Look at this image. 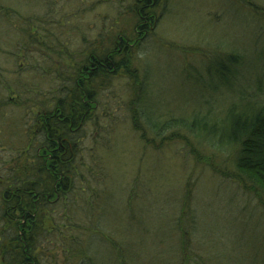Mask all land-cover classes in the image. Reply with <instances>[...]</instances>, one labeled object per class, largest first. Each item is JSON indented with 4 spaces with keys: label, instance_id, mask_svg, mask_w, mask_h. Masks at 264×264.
<instances>
[{
    "label": "rangeland",
    "instance_id": "374dc122",
    "mask_svg": "<svg viewBox=\"0 0 264 264\" xmlns=\"http://www.w3.org/2000/svg\"><path fill=\"white\" fill-rule=\"evenodd\" d=\"M254 1L156 0L150 19L138 34L136 27L141 22L132 7H124L122 17L112 9L111 3L102 0H0L1 6L10 8H7L10 14L0 9V87L13 88L17 99L22 97L24 85L39 83L34 78L35 73L28 74L29 67L36 66L37 72L41 73L43 69L53 71L51 76L44 75L49 83L42 86V94L29 93L32 99L35 98L30 103L32 107L0 104V172L7 169V175L0 179V217H4L2 210L10 207V204L5 207L7 201L13 199V194L9 196L7 191L10 193V186H18L14 178L34 175L40 169L38 159L29 153L28 144L34 139L37 143L33 146L36 147L44 138L43 133L35 130V119L45 109V101H40L42 95L50 96L54 92L50 83L52 77L57 84L65 80L63 75L66 74V81H69L70 67L78 62L65 59L50 65L42 57L48 54L40 47L42 45L32 46L36 51L33 59L24 56V52L21 53L22 23L31 25L28 28L32 34L41 32L40 37H36L39 42L51 43L49 36L57 34L61 47L80 54L93 48L96 40H100L96 39L98 32L117 16L118 30L128 34L117 40V46L127 52L113 59L115 62L111 60L117 67L110 72L115 73L113 77L108 76L103 84V77L96 79L93 99H100L101 115L95 121L84 118V125L76 137L87 136L82 139V146L86 145L87 149L81 154L89 166L97 156L93 150L94 142H99L96 140V123H111L110 136L106 135L111 146L98 150L102 161L91 163V166L109 170V178L100 193L103 204L94 210L95 214L106 217L103 222L106 227L116 222L117 213L125 217L124 221L116 223L114 236L124 256L131 259L129 252H134V264L136 259L143 264L149 257L155 264H259L264 260V194L255 190L258 189L256 186L250 188L238 171L231 169L233 148L223 152L207 143L218 144L210 137L202 133L201 137L195 130L196 134L178 126L165 131L163 146L146 147L133 119L138 115L135 111L148 110L159 121L180 117L222 121L226 108L234 101L230 98L236 96L240 88L246 90L252 84L253 57L257 49L264 47V24L254 16ZM257 1L258 11L264 14V1ZM41 17L45 19L44 23L34 22V18ZM2 19H8L10 27L3 25L7 21ZM12 32L16 33L13 44L14 38L10 40ZM128 36L135 39L133 45L124 44L125 40L129 41ZM229 52L242 56L240 69H247L251 76V81L242 84L239 74L236 75L231 89L227 82H220L216 75L207 71L215 54L227 56ZM32 60L37 61L36 64ZM62 66L67 70L61 69ZM140 92L141 105H137L136 97ZM1 100H4L2 95L0 103ZM94 105L98 108L100 104ZM112 118L118 119L116 126L110 122ZM139 124L148 128L143 117L139 118ZM74 127L77 128L76 124ZM152 134L150 130L148 135ZM46 173L42 172L43 180L49 179ZM77 184L80 185L79 180ZM166 193H169V199L163 214L161 208L165 206ZM187 193L193 194V200H188V208L184 209L193 207L198 224L184 231L178 228L181 232L177 239L172 230L163 231L159 227L165 221L168 225L173 220L178 224L183 195L187 198ZM129 196L134 202L133 212L140 220L136 225L128 221L131 212L124 210ZM8 221L6 217L4 222ZM10 229L11 226L0 228V238ZM11 241L0 243V258H5V247L13 245ZM196 241H199L197 246ZM94 253L98 254L96 250ZM94 255L92 258H97ZM103 257L98 259L104 261ZM35 258L41 260L37 255ZM61 260L59 256L49 264H62Z\"/></svg>",
    "mask_w": 264,
    "mask_h": 264
},
{
    "label": "trees",
    "instance_id": "16d2710c",
    "mask_svg": "<svg viewBox=\"0 0 264 264\" xmlns=\"http://www.w3.org/2000/svg\"><path fill=\"white\" fill-rule=\"evenodd\" d=\"M102 1L111 3L112 9L118 15L121 13L122 17L125 15L124 11H121L124 7H132L136 13L138 7H140L138 0ZM254 2L255 9L253 10L256 12L254 16L261 19L262 24H264V14L257 9L260 6L259 1L255 0ZM7 8L10 9L8 6L0 5V9L10 14ZM48 12H50V9ZM2 20L7 21L3 25L10 27L8 19ZM44 21L43 17L34 18V22L44 23ZM118 23L117 16L112 18L106 28H102L98 32L99 38L96 39L100 40H96L93 48L81 51L80 54H78V51L68 52L61 47L58 44V41L59 43L61 42L60 35L57 34L49 36L51 43L47 41H44V43L42 41L39 42L36 37H40L41 32L32 34L28 28L31 25L22 23L20 33L23 50L21 53L24 52V56L33 59L35 57L33 53L36 51L33 50L32 46L42 45L40 47L45 48L48 52L47 55H42V57L50 65H57V63L65 59H76L74 63L78 62L77 65L73 64L70 67L72 75L69 76V81H66V74L63 75L65 80H60L57 84L55 77H52L50 83L54 92L50 93V96L42 95L40 99L41 103L42 99L45 101V109L43 108L44 110L38 113L35 119L36 129H34L43 133L44 138L43 141L39 140V145L36 147L33 146V144L37 143L34 139L29 138L28 144L31 148L29 153L32 157L35 156L38 159L40 169L34 175L30 173L23 178L15 177L14 179H17L19 187L11 188L10 186V193L6 190L9 196L11 193L13 194L11 196L13 199H10L9 202L6 196L3 197L7 201L5 207H9L10 204V210H8L9 208L2 210L4 217H0V228L7 229V227L11 226V229L3 232L7 233L0 238V243L3 245L6 241L12 240L11 244L13 245L8 244L5 247V258H0V264H49V262L55 261L59 256L62 259V264H95L94 262L96 264H134V252H129L131 259L124 256L114 236L117 229L115 227L116 223H121L125 220V217L117 213L116 222L111 227H106L103 225V222H106V217L103 214L97 215L94 212L95 209L100 208L103 204V200L100 199V193L109 178V170L107 169L106 171L99 168V166H91V163L102 161V156H98V150L102 151L111 146L109 139H106V135L110 136L109 132L111 129L109 126L111 123L106 124L101 121L96 123V140L99 142H94L93 150L97 152V156L90 162L89 166L81 154L87 149L85 148L86 145L82 146V139L87 136L76 138L78 136L77 133H80L84 125V118H86V121H95V118L101 115L99 114L102 106L99 102L100 99L98 101L93 99L97 90L96 88L93 89L96 79L103 77V84L108 76L111 75L113 77L115 73L110 72L116 70L117 67L111 64V60L115 62L113 59L125 55L124 53L127 52V49H118L117 46V40L123 35H128L125 31L122 34V31L118 30ZM66 36L68 38V35ZM51 37L55 39L53 40ZM15 38L16 33L12 32L10 38V40L13 39L12 44ZM128 38L129 41L125 40L124 44L133 45L135 39L129 36ZM70 41L71 43L74 42V40ZM61 53L68 55L60 57L62 56L60 55ZM32 61L34 64L37 62ZM253 61L255 62L251 64L254 67L252 84L246 90L245 88H240L238 94L230 98L234 99V101L226 108V115L222 121L199 118L189 119L186 117L159 121L148 110L146 112L135 111L138 115L137 118H133L134 127L141 132L144 145L146 147L163 146L166 138V135H164L165 131L173 130L171 128L177 126L184 127L193 133L197 131L196 135L203 137L202 134H204L206 137L208 136L218 142V144H213L205 141L212 147H219L223 152L233 148L235 154L232 158L231 169L237 170L250 188L252 187L253 189L256 186L258 189H254L264 194V47L260 50L257 49V52L255 51ZM241 64L242 56L237 53L229 52L227 56L215 54L208 65L207 71L216 75L220 82H227V86L231 89L235 82L234 77L238 74L242 84L251 81L250 72L246 71L247 69L245 71L241 70ZM35 67H29L28 74L35 73L34 78L39 80V83L34 82L33 85H24L21 92L23 98L19 97L17 99L14 97L16 92L13 88L0 87V95L4 98L0 104L17 103L21 107H26L27 105L32 107L30 103L35 100L34 96L32 99V95L38 92L42 94V86L45 87L49 83L48 79L45 81L44 75L51 76L53 74L50 69L47 71L43 69L42 73L37 72ZM122 67L124 68V66ZM61 69L67 70L65 66H62ZM24 71L25 69L23 70L25 75L26 72ZM56 73L57 71L54 72V74ZM40 80H42V84ZM56 89L58 93H56ZM30 92H32V95L29 94ZM141 97L142 94L140 92L139 97H136L138 99L137 105H141ZM94 103H99V107L96 108ZM104 111L105 107L102 111L103 114ZM150 115L153 116L150 117ZM132 117H135L134 112H132ZM141 117L145 119L148 128L140 126L139 118ZM116 121H118L117 118H112L110 122H113L116 126ZM75 124L77 128L74 127ZM150 130L153 134L149 136ZM103 131L105 140L103 139ZM6 171L7 169H3V172H0V179L3 175H7ZM43 171H47L46 174L49 179L43 180ZM78 180L80 181L79 186L77 184ZM14 189L17 193L13 191ZM192 195L187 193V198L183 195L178 224L173 220L168 225L165 221V224L159 228L163 231L172 230L177 234L175 237L177 239L180 238L179 234L181 232L178 228L183 231L188 227L189 229L195 228L198 224V219L193 207L190 210L184 209L188 208L186 204L188 200L192 202ZM168 199L169 193H166L165 206L161 208L163 214L167 209ZM140 202L142 206H145L143 201ZM55 210L57 213H55ZM124 210L131 212H128L131 214L130 220H128L129 223L131 225L138 224L140 220L139 216L133 212L134 202L131 196L125 200ZM188 210L190 211L189 213ZM6 217L9 220L7 223L4 222ZM169 235L171 238V233ZM8 237L10 239L6 240ZM195 243L197 246L199 241ZM94 250L98 254L94 255ZM35 255L39 256L41 260L37 259L38 261H36ZM93 255L97 258H92ZM99 256H104V261L98 259ZM162 257L160 260L164 262L165 259ZM152 259L149 257L148 260H144L143 264H155ZM129 260L131 262H128ZM135 263L142 264L138 259L135 260ZM259 264H264V260H260Z\"/></svg>",
    "mask_w": 264,
    "mask_h": 264
},
{
    "label": "flooded vegetation",
    "instance_id": "af4514ba",
    "mask_svg": "<svg viewBox=\"0 0 264 264\" xmlns=\"http://www.w3.org/2000/svg\"><path fill=\"white\" fill-rule=\"evenodd\" d=\"M151 0H138V4L140 7L137 9V14L140 19L141 24L137 26L136 31L138 34H141V29L143 24H146L148 22V19H150V11L155 7L156 5V0H153L152 3H150ZM124 3V2H123ZM125 37V36H124Z\"/></svg>",
    "mask_w": 264,
    "mask_h": 264
}]
</instances>
